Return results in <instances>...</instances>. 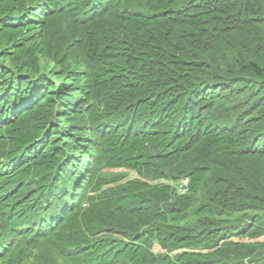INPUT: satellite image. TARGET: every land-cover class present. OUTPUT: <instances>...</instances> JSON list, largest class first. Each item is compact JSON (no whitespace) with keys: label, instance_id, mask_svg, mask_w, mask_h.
Instances as JSON below:
<instances>
[{"label":"trees","instance_id":"trees-1","mask_svg":"<svg viewBox=\"0 0 264 264\" xmlns=\"http://www.w3.org/2000/svg\"><path fill=\"white\" fill-rule=\"evenodd\" d=\"M262 236L264 0H0V264H264Z\"/></svg>","mask_w":264,"mask_h":264},{"label":"rangeland","instance_id":"rangeland-1","mask_svg":"<svg viewBox=\"0 0 264 264\" xmlns=\"http://www.w3.org/2000/svg\"><path fill=\"white\" fill-rule=\"evenodd\" d=\"M87 170H90L89 168H87ZM98 169H94V173L97 175V174H99L100 172H103V171H106V170H113V169H106V170H98V172L96 173V171H97ZM85 171V170H84ZM84 176L86 177L85 179H84V181H85V183L86 182H88V183H90L91 185H93L94 184V182H95V180H94V178L93 177H90L89 179H88V175H86L85 173H84ZM141 178V175L139 174V173H137L136 171H131L130 172V174H129V176L128 177H126V179L128 178V179H133V178ZM84 181H82V182H80V186H83L84 185ZM79 184V183H78ZM76 186H78V185H73V188L75 189L76 188ZM260 239L261 240H264V236H262V237H260ZM32 249H33V251L34 252H39V249H38V247L36 246V245H32V246H30Z\"/></svg>","mask_w":264,"mask_h":264},{"label":"bare ground","instance_id":"bare-ground-1","mask_svg":"<svg viewBox=\"0 0 264 264\" xmlns=\"http://www.w3.org/2000/svg\"><path fill=\"white\" fill-rule=\"evenodd\" d=\"M140 1V0H139ZM141 4V3H140ZM135 7V6H134ZM137 7V6H136ZM165 89V88H164ZM160 91V90H159Z\"/></svg>","mask_w":264,"mask_h":264}]
</instances>
